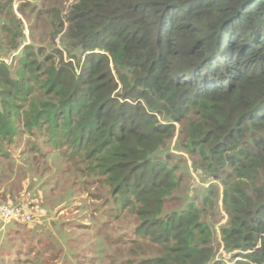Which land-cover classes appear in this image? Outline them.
Wrapping results in <instances>:
<instances>
[{"label": "trees", "instance_id": "trees-1", "mask_svg": "<svg viewBox=\"0 0 264 264\" xmlns=\"http://www.w3.org/2000/svg\"><path fill=\"white\" fill-rule=\"evenodd\" d=\"M41 1L19 5L21 48L27 21L0 0V57L21 51L0 59L5 202L27 195L18 160H60L99 188L82 264H264V0ZM174 150L198 157L201 192L183 196ZM18 243L14 264H81L52 235Z\"/></svg>", "mask_w": 264, "mask_h": 264}, {"label": "rangeland", "instance_id": "rangeland-1", "mask_svg": "<svg viewBox=\"0 0 264 264\" xmlns=\"http://www.w3.org/2000/svg\"><path fill=\"white\" fill-rule=\"evenodd\" d=\"M24 3V0H16L14 4V12L16 17L20 19H25L19 10V5ZM38 7H42L43 11L46 9V1L42 0ZM68 10V1L65 6L63 13ZM25 23L26 32V42L22 39H15L21 48L28 46L31 40L30 29L32 20H27ZM28 23V25H27ZM36 23V22H33ZM6 24L0 23V34L5 35ZM37 38L39 39L34 45L46 50L50 55H53L54 50L58 49L60 37L52 41V34L49 33L44 36H39L41 32H37ZM49 43V46H47ZM60 47L61 44H60ZM62 51V50H61ZM20 50L15 51L10 58L2 59L4 62L11 64L12 58L16 53H20ZM67 57V55H65ZM70 61V59H68ZM177 138L173 142L175 145ZM24 144V142H22ZM177 157L180 159V165L185 168L188 173V177L184 179L183 185V196L190 194L192 192H201L207 187L203 182L202 177L197 176L196 172L199 165V160L197 156H192L185 150L177 151L174 150ZM178 160V159H177ZM51 164H42L41 170L38 171L33 168V163L31 160H18L17 167L20 166L25 174L27 175V184L25 189L27 190V195L14 203L13 200L10 202H5V199L11 198L7 196L4 198L5 186L9 184V180L6 179L4 184L0 187V205L8 204L10 206H16L20 204L23 200L29 202L31 206L38 209V214H35L33 221H26L23 217L15 221L12 217H9L7 222L0 219V264H13L16 251L18 250L20 242L29 241L32 246L38 244V242L47 238L49 235L54 236L59 242L60 247L63 249L64 258H77L78 262L86 263L91 256L87 258V252H89L90 244L94 241L95 230L91 228L92 220L90 219L92 202H95L94 197L97 195L99 188L97 182H93L92 179H83L81 177H76L74 174H69L68 176L62 173V169L65 168L69 170V166L60 160H50ZM176 158L174 159V164ZM37 166V165H35ZM216 189V187H215ZM3 194V195H1ZM14 199V198H11ZM213 210L209 215V221L214 225L215 230L219 232V229L225 225L228 221V216L226 213V207L223 202L222 196L215 195ZM13 206V207H14ZM83 207H89L84 208ZM58 227H55L57 226ZM12 226V232L8 229ZM54 240V238H53ZM56 242V240H54ZM17 242V243H16ZM57 243V242H56ZM25 246V245H24ZM216 246H220V255H224L223 244L219 242ZM6 248L1 253L3 248ZM9 252L11 253L10 256ZM36 253H34L35 255ZM27 256L23 255V259L26 260ZM230 256L228 255L227 258ZM8 260V263H5ZM82 264V263H81Z\"/></svg>", "mask_w": 264, "mask_h": 264}, {"label": "built area", "instance_id": "built-area-1", "mask_svg": "<svg viewBox=\"0 0 264 264\" xmlns=\"http://www.w3.org/2000/svg\"><path fill=\"white\" fill-rule=\"evenodd\" d=\"M13 206L8 204L0 205V219L7 222L9 217H12L15 220L23 217L26 221L31 222L35 219V214L39 213L37 208L34 209V207L31 206L29 202H25V200L20 204Z\"/></svg>", "mask_w": 264, "mask_h": 264}, {"label": "crops", "instance_id": "crops-1", "mask_svg": "<svg viewBox=\"0 0 264 264\" xmlns=\"http://www.w3.org/2000/svg\"><path fill=\"white\" fill-rule=\"evenodd\" d=\"M16 222H18L17 220H15ZM9 230H10V234L12 233V232H14V231H12V226H10L9 228H8ZM6 248L4 247L2 250H1V253L3 252V250H5ZM10 252H9V255L8 256H10ZM13 257H14V259L16 258V255H13ZM5 263H8V260H5ZM14 264V263H13Z\"/></svg>", "mask_w": 264, "mask_h": 264}]
</instances>
